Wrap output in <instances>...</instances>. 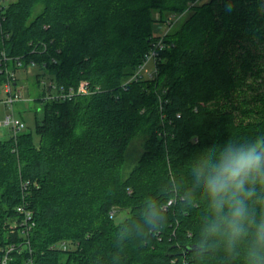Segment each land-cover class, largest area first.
I'll return each instance as SVG.
<instances>
[{
    "label": "trees",
    "instance_id": "16d2710c",
    "mask_svg": "<svg viewBox=\"0 0 264 264\" xmlns=\"http://www.w3.org/2000/svg\"><path fill=\"white\" fill-rule=\"evenodd\" d=\"M199 1L17 0L0 11V60L8 59L0 86L19 59L23 70L35 64L38 86L43 78L67 88L88 82L92 92L62 101L42 89L38 144L30 132L0 140V259L3 247L23 241L8 222L25 205L34 213L31 250L11 264H197L185 250L203 208L182 212L163 186L186 174L195 153L264 133V6ZM187 13L164 37L156 77L126 84L157 38L155 14ZM139 134L144 152L126 173ZM147 195L166 199L158 233L140 231ZM121 212L127 218L117 223ZM63 241L73 247L50 249ZM204 264H220L219 255Z\"/></svg>",
    "mask_w": 264,
    "mask_h": 264
},
{
    "label": "clouds",
    "instance_id": "9594fccd",
    "mask_svg": "<svg viewBox=\"0 0 264 264\" xmlns=\"http://www.w3.org/2000/svg\"><path fill=\"white\" fill-rule=\"evenodd\" d=\"M256 4L261 10L264 0ZM162 195L175 198L182 212L203 208L185 250L197 264L217 255L220 264H264V133L229 137L195 153L186 161V174L169 177ZM165 205L166 199L144 197L141 232L163 229Z\"/></svg>",
    "mask_w": 264,
    "mask_h": 264
},
{
    "label": "built area",
    "instance_id": "2783aa9c",
    "mask_svg": "<svg viewBox=\"0 0 264 264\" xmlns=\"http://www.w3.org/2000/svg\"><path fill=\"white\" fill-rule=\"evenodd\" d=\"M10 3V0H0V11H2L5 7H7ZM181 16H169L163 21L158 16L157 19L159 23V35L153 42L152 48L150 52L146 55L143 62L139 65L135 74L126 82L129 84L131 82L142 81V80H152L157 75V62L159 59L160 52L163 51L166 47L164 42V37L168 35L173 28L180 21ZM2 59L7 61V57L4 53H2ZM17 67L19 70H23V64L19 59H16ZM35 68V64L31 63L26 70L28 73L31 72ZM18 72V71H17ZM15 71H7V81L1 86L4 95H0V103H2L7 108L6 116L0 120V128H8L13 136H17L20 132H22L25 128V124L23 120L16 117L14 112V104L19 101H23L22 93L20 88H18L17 79ZM41 87L45 90V99L46 100H72L78 95H89L91 94V89L89 88L88 82H82L78 88L74 87H64L55 84L53 81L48 80L46 78L41 79ZM99 91L100 88H97ZM171 204V203H169ZM17 212L19 217L14 225V230H19L23 241L20 243H12L1 249L2 258L0 259V264H11L12 256L15 252L21 254L25 252L27 249H30V238L29 234H31L33 228L35 227V222L33 218V211L26 208L25 205L19 206L17 208ZM114 213H112L113 215ZM73 244L67 241H63L51 246L52 251H68ZM26 264H34L33 260L30 259ZM187 264V263H183Z\"/></svg>",
    "mask_w": 264,
    "mask_h": 264
},
{
    "label": "rangeland",
    "instance_id": "374dc122",
    "mask_svg": "<svg viewBox=\"0 0 264 264\" xmlns=\"http://www.w3.org/2000/svg\"><path fill=\"white\" fill-rule=\"evenodd\" d=\"M10 1L16 2L17 0H10ZM205 1L207 0H200L198 4H201ZM39 11H40V7L39 9H37L36 13H38ZM189 15L190 13L181 15L180 22L185 20ZM158 16H159L158 14H155V19H156L154 25L155 36H158L160 32L158 29L160 23L157 19ZM36 74H37V70L34 69L29 73L24 70H19L17 72L16 74V79L18 84L17 86L21 90L23 101H19L14 104V112L16 117L23 120L25 124V128L22 132H30L34 137V142L38 144L39 138L37 136L35 127H36V122L43 119L44 111L43 108L41 107V104L39 102H36L39 94L42 91V87L36 84V79H35ZM258 83H263L264 85V76L261 77V79H259ZM260 91H262V88L260 89ZM0 95L1 96L4 95L1 86H0ZM6 114H7V108L2 103H0V120H2L6 116ZM12 137L13 135L8 128H0V140L9 139ZM145 141H146V136L143 134H139L135 136V138L130 142L126 154V173H129L131 171V169L136 165L138 159L144 152ZM127 215L128 214L126 212L118 213L115 218V221L119 223L123 221L125 218H127ZM16 221L17 219L15 218L14 220L8 222L9 231L14 228Z\"/></svg>",
    "mask_w": 264,
    "mask_h": 264
},
{
    "label": "crops",
    "instance_id": "0c3cea01",
    "mask_svg": "<svg viewBox=\"0 0 264 264\" xmlns=\"http://www.w3.org/2000/svg\"><path fill=\"white\" fill-rule=\"evenodd\" d=\"M10 131V130H9Z\"/></svg>",
    "mask_w": 264,
    "mask_h": 264
}]
</instances>
